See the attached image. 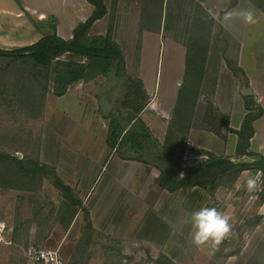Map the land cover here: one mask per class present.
Returning <instances> with one entry per match:
<instances>
[{
    "label": "rangeland",
    "instance_id": "1",
    "mask_svg": "<svg viewBox=\"0 0 264 264\" xmlns=\"http://www.w3.org/2000/svg\"><path fill=\"white\" fill-rule=\"evenodd\" d=\"M41 2L39 21L27 13L37 35L66 41L95 10ZM103 2L79 43L121 51L109 75L75 51L48 63L0 54V264H30L31 243L59 248L69 264H264V176L252 163L264 156V60L253 54L264 29L256 36L240 16L254 10L238 0ZM78 65L84 74L71 80ZM138 78L154 89L140 113ZM242 88L261 105L240 138L228 118L249 96ZM204 205L232 218L215 249L193 244L185 223Z\"/></svg>",
    "mask_w": 264,
    "mask_h": 264
},
{
    "label": "trees",
    "instance_id": "2",
    "mask_svg": "<svg viewBox=\"0 0 264 264\" xmlns=\"http://www.w3.org/2000/svg\"><path fill=\"white\" fill-rule=\"evenodd\" d=\"M87 1L90 2L95 7V10L93 11L91 17L76 31L75 36L72 41H66L65 39H63L62 37L54 33V34L43 36L37 42L21 47V48H17L13 50L0 49V54L21 55L23 53H30L32 55H35L38 61L40 60L43 63H48L50 59H52L53 57H57L65 53L66 51H75L80 54L88 56V58H90V60L92 61V65H91L92 68H97L98 69L97 71L109 75L111 73L110 69L113 66L114 59L123 58L121 51H116L115 48L111 50V47L101 48V46L97 44L100 41L99 38H97V40L94 39L91 42V45H82V44L80 45L79 43L80 36L83 35L96 20L101 19L107 13V6L103 2V0H87ZM112 53L114 55H112ZM188 56L189 54H187L186 64L189 66ZM83 71H84L83 66L78 65L74 69L69 70L68 73L71 77V80L72 79L77 80V79L82 78L84 74ZM202 73L203 71L200 72V78H201ZM185 74H187L186 75V81H187L188 74H189L188 67H186ZM137 82L139 83L138 89L140 91L136 92L135 96L139 98L137 99L136 105L134 106L133 109H134V112L140 113L146 107L148 103V96H147L148 94L143 85V81L138 78ZM184 85L181 87L182 90L184 88ZM247 116L245 120L243 121L241 128L236 131V133L238 134L240 138H243V133L245 132L246 123L248 122ZM257 116L255 115L253 117V120H251L250 122L251 128H253L252 122ZM253 132H254V129H253ZM252 163H253V166H255L256 170L261 171L264 176V156H262L260 160H255ZM57 186L59 188H63L64 190H67L66 187H64V184L62 185V183L60 184L57 183Z\"/></svg>",
    "mask_w": 264,
    "mask_h": 264
},
{
    "label": "crops",
    "instance_id": "3",
    "mask_svg": "<svg viewBox=\"0 0 264 264\" xmlns=\"http://www.w3.org/2000/svg\"><path fill=\"white\" fill-rule=\"evenodd\" d=\"M208 1L214 2L215 4L218 0H208ZM40 5H42L41 0H0V49L13 50V49L21 48V47L37 42L42 37L41 35H37L38 31H36L35 28L32 26V23L30 22L29 17L27 15V13H29L32 19L39 21L41 19L40 18L41 14L38 15V18H33V17H35L34 12L37 11V9H39ZM239 5H241L243 9L245 8V6H248L249 8L254 10L253 21L251 23L245 22L244 19L243 21H244V26L255 28L253 29V31H254V34L257 36V32H258L256 31L257 27L259 26V28H261L260 31L264 29V12L261 9L259 10L254 0H238L235 6H237L238 8ZM41 17H44V15H41ZM99 20L100 19L96 20L95 23L98 22ZM222 24L225 26L224 21L222 22ZM259 33L260 32H258V34ZM26 34L32 35L31 37H28L26 39L27 42L23 41L26 37H24L23 39L19 37V36H25ZM14 35H16L17 38H13ZM33 35H37V37L35 38ZM253 54H254V57L256 58L259 57L261 60H264V49L261 52L254 51ZM259 54L260 56H258ZM186 59H187V56L185 54V72H186V67H187ZM259 69L261 70V75H262V73L264 72V68L261 69L259 67ZM144 87L147 91V94L150 97V95L154 93V89H152V86L150 87L148 85ZM243 90L244 88H242L241 92ZM249 90L251 91L249 94H244L242 92L243 95H249V96L248 97L245 96L241 111L240 112L237 111V113H233V115L229 114L228 126L233 127V124L238 123L239 127L235 129H239L240 126H242V123L245 120L248 112H255L256 111L255 108L258 107L259 104L261 105L260 103L261 95L260 96L257 95V90L255 88H249ZM247 104L249 105L247 106ZM262 114L263 112H261V114L257 116L252 122L253 129H254V126L256 127V123H258L259 120L263 117ZM254 130H255V133H253V136L255 137L257 133V129H254ZM254 137H251L252 138L251 145L253 144ZM64 241L62 245L65 248Z\"/></svg>",
    "mask_w": 264,
    "mask_h": 264
},
{
    "label": "clouds",
    "instance_id": "4",
    "mask_svg": "<svg viewBox=\"0 0 264 264\" xmlns=\"http://www.w3.org/2000/svg\"><path fill=\"white\" fill-rule=\"evenodd\" d=\"M231 13L226 14V18H231ZM245 22L253 21V13L245 11L240 13ZM246 187L249 190L258 187L257 177L249 176L246 180ZM231 217L223 210L215 206H201L199 209L192 211L186 219V224H191L193 232L191 233L192 243L197 247L207 245L215 249L221 242L226 239L233 230V224L230 222Z\"/></svg>",
    "mask_w": 264,
    "mask_h": 264
},
{
    "label": "built area",
    "instance_id": "5",
    "mask_svg": "<svg viewBox=\"0 0 264 264\" xmlns=\"http://www.w3.org/2000/svg\"><path fill=\"white\" fill-rule=\"evenodd\" d=\"M30 264H69L59 248H49L31 243L25 252Z\"/></svg>",
    "mask_w": 264,
    "mask_h": 264
},
{
    "label": "water",
    "instance_id": "6",
    "mask_svg": "<svg viewBox=\"0 0 264 264\" xmlns=\"http://www.w3.org/2000/svg\"><path fill=\"white\" fill-rule=\"evenodd\" d=\"M244 94H249L251 91L247 88H244V90L242 91Z\"/></svg>",
    "mask_w": 264,
    "mask_h": 264
}]
</instances>
